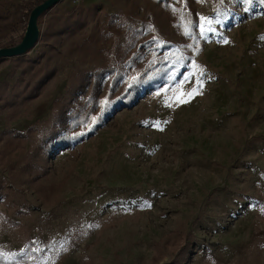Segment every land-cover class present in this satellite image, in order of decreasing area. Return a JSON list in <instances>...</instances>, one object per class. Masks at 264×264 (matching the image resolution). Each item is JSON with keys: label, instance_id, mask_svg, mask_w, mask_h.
<instances>
[{"label": "rangeland", "instance_id": "1", "mask_svg": "<svg viewBox=\"0 0 264 264\" xmlns=\"http://www.w3.org/2000/svg\"><path fill=\"white\" fill-rule=\"evenodd\" d=\"M32 1L0 0V48L20 42ZM91 4L108 13L127 7L60 0L53 8ZM194 7L199 55L174 85L141 95L82 145L55 155L42 178L52 186L46 200L0 167V264H165L182 244L177 232L194 243L183 264H264V0ZM48 14L38 20L41 33ZM12 64L0 60V83ZM73 66L58 61L51 89L8 126L44 121ZM197 81L199 94L182 95Z\"/></svg>", "mask_w": 264, "mask_h": 264}, {"label": "trees", "instance_id": "2", "mask_svg": "<svg viewBox=\"0 0 264 264\" xmlns=\"http://www.w3.org/2000/svg\"><path fill=\"white\" fill-rule=\"evenodd\" d=\"M43 1L30 2L28 14ZM139 1L126 0L124 10L110 13L94 4L70 11L53 8L37 43L41 50L9 59L10 73L0 83V115L6 125L0 131V167L15 185L29 183L46 200L52 186L44 185L42 178L55 155L82 145L141 95L174 85L199 55L195 0H143L145 6ZM166 16L168 30L161 20ZM66 59L74 66L49 116L24 130L10 128L24 109L47 94L58 79V61ZM15 212L19 217L26 214L20 208ZM177 233L182 244L165 264H183L192 252V237Z\"/></svg>", "mask_w": 264, "mask_h": 264}, {"label": "water", "instance_id": "3", "mask_svg": "<svg viewBox=\"0 0 264 264\" xmlns=\"http://www.w3.org/2000/svg\"><path fill=\"white\" fill-rule=\"evenodd\" d=\"M59 1L44 0L33 7L20 42L14 46L0 48V60L21 57L31 51L37 45L41 33L38 26L39 18L56 6Z\"/></svg>", "mask_w": 264, "mask_h": 264}, {"label": "snow or ice", "instance_id": "4", "mask_svg": "<svg viewBox=\"0 0 264 264\" xmlns=\"http://www.w3.org/2000/svg\"><path fill=\"white\" fill-rule=\"evenodd\" d=\"M205 23H208V21H205ZM202 34H203V29H202ZM201 75H203V73H201ZM197 85L198 86L196 88H194L192 92L187 93V94H182V95H187V96L191 97L192 95L199 94V91H200V89L202 88L203 85L199 81H197ZM176 99L177 100H180L181 102H187L186 100H181V97L180 96H177Z\"/></svg>", "mask_w": 264, "mask_h": 264}]
</instances>
